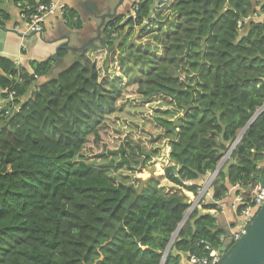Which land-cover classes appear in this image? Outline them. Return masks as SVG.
Segmentation results:
<instances>
[{
  "label": "trees",
  "instance_id": "16d2710c",
  "mask_svg": "<svg viewBox=\"0 0 264 264\" xmlns=\"http://www.w3.org/2000/svg\"><path fill=\"white\" fill-rule=\"evenodd\" d=\"M3 3L1 28L10 20ZM159 4L141 0L135 18L118 16L102 29L104 43L95 50H107L105 63L108 51L116 53L128 77L123 88L105 89L87 57L50 79L53 59L32 62L28 75L0 57V90L13 89L23 99L19 112L0 123V264H94L100 258L97 264H161L205 178L264 106L262 0ZM63 19L70 29L82 27L73 10L66 9ZM131 33L133 40L150 37L155 44L136 54L137 45L127 44ZM135 65L132 77L125 68ZM33 75L46 80L33 85ZM118 79L109 86H121ZM152 103L158 107L141 113L131 134L112 132L109 117ZM158 157L170 165L139 195L144 177L113 173L144 174ZM259 178L264 111L210 184L211 203L203 196L177 232L164 264L208 256L205 244L218 250L228 236L218 225V203L235 187L243 199L237 212L252 206Z\"/></svg>",
  "mask_w": 264,
  "mask_h": 264
},
{
  "label": "crops",
  "instance_id": "0c3cea01",
  "mask_svg": "<svg viewBox=\"0 0 264 264\" xmlns=\"http://www.w3.org/2000/svg\"><path fill=\"white\" fill-rule=\"evenodd\" d=\"M49 1L60 2L65 5L66 9L75 11L82 27L80 29H70L62 18L54 15L45 20L41 33H25L24 24L20 17L24 9L23 4L18 3L15 5L11 0H4L3 7L7 10L10 20L5 23L3 28L0 27V57L9 59L17 69L23 70L28 75L33 74L32 62L39 63L53 59L54 64L48 75L50 79L72 64L75 58H89L97 54L93 52L104 43L102 29L105 23L118 16H122L124 20L127 19L132 13L134 4L141 0ZM128 29L123 30L124 35L127 34ZM114 36L112 34V37ZM132 40L133 34L129 36L127 42L130 41L131 43ZM59 52H65L66 55L59 58ZM70 55L73 60L66 63L65 59ZM53 68H56V70ZM43 80H46V78H37L33 85H40ZM206 192L203 202L205 204L211 203L212 193L209 189ZM234 199L235 191L230 188L223 200L218 203L220 207L218 225L228 231V235L241 223ZM182 264L190 263L184 257Z\"/></svg>",
  "mask_w": 264,
  "mask_h": 264
},
{
  "label": "built area",
  "instance_id": "2783aa9c",
  "mask_svg": "<svg viewBox=\"0 0 264 264\" xmlns=\"http://www.w3.org/2000/svg\"><path fill=\"white\" fill-rule=\"evenodd\" d=\"M159 1H160V4L157 6L158 9L163 7L166 0H159ZM139 3L140 2H136V6L134 7L132 14H131L132 18H135L136 12L138 11L137 6L139 5ZM261 9H262V12L260 15V19H261L260 21L264 27V0H262ZM65 10H66V7L64 4L60 2H53V1L45 4L43 0H36L35 6L25 5L20 15L21 20L24 24L25 33H33V34L41 33L43 31V25L45 23V20L49 16L57 15L60 18H62V20H64L63 16H64ZM143 25L149 26L147 21H144ZM33 78L37 79L36 76H34ZM15 80H16V83L21 82L20 77H16ZM35 88L37 87L32 86L31 89H35ZM22 100H23L22 98H19V99L16 98V92L13 89L0 90V123H1V119L9 118L13 112H19V110L21 109L20 102H22ZM260 113H261V109L257 111L258 115ZM257 168L259 169L260 166H258ZM215 177H216L215 173H212V175L210 176L209 182L202 185L201 189L198 192V196L195 198V200L191 201L192 204L189 210L190 213L193 211L194 207L197 206L201 202L203 196L206 195L207 193L206 191L209 189V186ZM232 189L235 190L236 188L232 187ZM234 202L236 203L238 207L239 204H242L243 199L239 196H235ZM263 202H264V188H261L259 193L256 195L254 199L253 205L244 208L239 213L237 212L239 215V219L241 220V223L235 230L231 231L227 237L222 236L220 238L223 244L222 246L232 245L241 238L242 234H244L245 232L246 227L252 221L256 212L258 211L260 206L263 204ZM219 210H220V207H219ZM205 250L209 252L208 256H204V257L192 256L189 258V263L190 264H217L221 257V255L217 252V250H212L206 244H205Z\"/></svg>",
  "mask_w": 264,
  "mask_h": 264
},
{
  "label": "rangeland",
  "instance_id": "374dc122",
  "mask_svg": "<svg viewBox=\"0 0 264 264\" xmlns=\"http://www.w3.org/2000/svg\"><path fill=\"white\" fill-rule=\"evenodd\" d=\"M133 36H135V35H133ZM131 42L132 43H130V41H128L127 44L130 43L129 44L130 46L128 45L129 47L132 46L131 44L137 45V48L134 49V52L136 54H139L138 52H136L138 48L141 49V53H146L145 46L149 42L152 45L155 44V43H152L153 41L151 42L150 37H147V39L142 38V37L141 38L134 37V40H132ZM98 51L99 52H93V53H97V54H95L94 57L90 56L91 59H90V57L88 59L91 60V62L94 63L96 65V67H98L99 72H100V78L103 79L102 83L104 84V88L107 90H110L112 87L123 88L124 85L126 84L127 80H128V77L122 76L121 67L117 62L118 57H117L116 53L114 55L110 51H108V53H110V55H111V58H110V62L108 61L107 63H105L104 59L106 57L105 53H107V50L105 48H102V50L99 49ZM93 58H96V60ZM72 60H73V57H71V55H70L65 59V62L70 63V62H72ZM75 60H76V58H75ZM105 64H107V67H108L107 70L104 69ZM53 69L56 70V68H53ZM125 69L128 72V74L132 77H133L132 73L134 71L137 72V66L136 65L134 68H131V69L125 68ZM117 77H120V78L122 77V79L119 80ZM115 79H118V82H119L118 84H120L121 86H109V84L115 82ZM24 87L26 88L27 86H24ZM27 89H28V87H27ZM138 105H141V104H138ZM157 107H158L157 104L152 103L149 105L144 104V105L137 107V108L128 109L124 113H118V114H115V115L109 117L108 118V125L110 126L112 132L117 131L119 133V136L121 138H123V137L132 133V125L131 124H133V122L139 118V115L141 113L150 114ZM224 157H223V159H224ZM160 158H162V157H160ZM160 158L158 157L154 160H151L148 164L147 172L146 173L144 172V174L139 173L140 171H138L137 173L136 172L128 173L125 170H118L117 172L113 171V173L116 176L118 174H126L130 177L131 180L136 179V178H142V177L147 178L149 176L148 170L151 169L152 166H155L156 176L162 175L164 173L165 168L167 166H169L170 164H169L168 160H166V158H162V159H160ZM222 160H221V162H222ZM89 163H93L95 166H98V164H100L101 162L89 160ZM211 175L212 174H210V176ZM210 176H207V178H205L202 185L209 182ZM163 184L169 185L167 181H163ZM193 200H195V198H193L192 201Z\"/></svg>",
  "mask_w": 264,
  "mask_h": 264
},
{
  "label": "water",
  "instance_id": "95a60500",
  "mask_svg": "<svg viewBox=\"0 0 264 264\" xmlns=\"http://www.w3.org/2000/svg\"><path fill=\"white\" fill-rule=\"evenodd\" d=\"M263 111L264 106H262L261 108V112ZM257 116L258 114L256 112L251 121L246 125L242 132H240L236 141L232 144L224 159L214 171L215 176L217 175L225 161L229 158L236 145L241 141L243 134L245 133L247 128L252 124ZM155 171V166H152L151 169L148 170L149 176L140 181L137 192L138 195L142 192L144 185H146L149 181L156 177ZM259 184L261 188H264V178H259ZM189 215L190 212L188 211L182 222L178 226L177 231L173 235L161 264H164L165 256L167 255L177 232L185 224ZM217 252L221 255L220 260L217 264H264V202L256 212L252 221L246 227L245 232L244 234H242L241 238L232 245L220 247ZM99 261H101V258L94 264H97Z\"/></svg>",
  "mask_w": 264,
  "mask_h": 264
},
{
  "label": "clouds",
  "instance_id": "9594fccd",
  "mask_svg": "<svg viewBox=\"0 0 264 264\" xmlns=\"http://www.w3.org/2000/svg\"><path fill=\"white\" fill-rule=\"evenodd\" d=\"M167 1V0H166ZM166 3V2H165ZM135 6H136V3H135ZM133 9H134V7H133ZM133 11V10H132ZM132 14V13H131ZM131 16V15H130ZM136 16V15H135ZM132 17V16H131Z\"/></svg>",
  "mask_w": 264,
  "mask_h": 264
}]
</instances>
